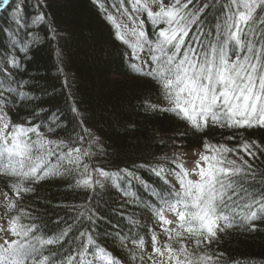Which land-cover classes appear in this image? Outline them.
<instances>
[{
	"label": "trees",
	"instance_id": "trees-1",
	"mask_svg": "<svg viewBox=\"0 0 264 264\" xmlns=\"http://www.w3.org/2000/svg\"><path fill=\"white\" fill-rule=\"evenodd\" d=\"M163 2L168 5L171 0ZM124 3L129 5L130 0ZM206 3L211 7L201 19L215 35L231 0H200L199 6ZM113 4L119 6V0H10L0 9V68L6 70L0 73V94L7 99L10 120L39 126L45 137L91 152L84 159L92 172L90 188L77 186L81 178L72 171L49 176L31 185L34 192L17 197L10 179L0 175V190L14 192L11 219L19 217L17 223L26 226L38 224L45 238L71 229L61 241L62 248L50 247L58 253L53 264L65 254L83 250L78 247L80 232H88L93 241L85 254L102 248L115 264H140L141 252L135 244L149 235L157 202L174 185L152 169L176 168L182 150L205 143L236 149L229 158L239 164L243 156L256 173L244 187L264 190V128L196 130L162 111L169 105L158 85L130 67L140 61L130 59V43L118 38L116 24L108 18ZM157 27L148 21L150 35L156 36ZM250 27L259 39L264 33V11L257 10ZM13 58L18 68L10 63ZM79 137L85 139L78 141ZM246 142L256 156L242 150ZM93 168L119 174L116 183L95 184ZM187 243L193 257L219 256V264H264V216L218 232L211 245L196 248L192 241Z\"/></svg>",
	"mask_w": 264,
	"mask_h": 264
},
{
	"label": "snow or ice",
	"instance_id": "snow-or-ice-1",
	"mask_svg": "<svg viewBox=\"0 0 264 264\" xmlns=\"http://www.w3.org/2000/svg\"><path fill=\"white\" fill-rule=\"evenodd\" d=\"M119 3L120 8H116L115 4L113 8L118 12L123 9L122 14L128 15L133 27L128 29L125 25V30L120 31L121 25L117 23V36L126 44L129 43L127 35L137 37L136 43L130 44V59L140 63H131L130 67L158 85L169 105L162 111L175 114L196 130L209 126L264 128V33L257 39L250 27L257 10L264 11V0H231L224 22L216 24L215 35L213 29H205V21L201 19L211 4L200 7V0H171L167 6L163 0H151V3L160 4L156 12L151 11L148 0L144 3L130 0L132 13L123 8L124 0H119ZM9 4L10 0H0V9ZM142 11L147 13L154 26L164 25L159 28L155 41L145 39L143 20H139V27L136 26L137 19L133 14ZM108 18L115 20L111 15ZM37 19H43V15ZM145 47L148 59H142L140 55ZM10 63L18 68L15 58ZM5 71L0 68V73ZM0 99H4V106H7V99L2 94ZM147 107L155 109L157 106ZM6 115L0 107V175L10 179L9 187L17 197L21 192H34L31 185L49 176L70 174L73 169L79 171L81 167L87 173L88 165L84 159L91 156L90 150L67 146L63 141L56 142L47 137L40 138L39 126H13L10 117L5 119ZM29 133H35L38 139L33 141ZM84 139L79 137L78 141ZM255 144L253 141L252 145ZM252 145L246 142L242 146L249 157L257 155L249 150ZM65 147L67 150L63 151ZM204 148H211L213 154H201L191 172L183 165L171 170L179 188L173 185L168 195L158 200L154 209L161 231L168 237L169 243L162 249L153 232V255L148 256L151 264H167V261H175V264H219V256L205 254L193 257L184 241H192L196 248L208 246L217 239L218 232L264 216V190L253 192L244 187L245 183L252 182L247 178L254 180L256 175L252 165L243 156L239 158V164L230 159L229 153H236L237 150L224 144L210 146L205 143ZM51 158L58 161L64 173L51 166ZM152 170L157 176L165 175L163 167ZM93 171L101 176L108 175L103 169L93 168ZM193 173L197 179L191 178ZM98 183L95 181V184ZM93 184L90 175L77 181V186L83 188L93 187ZM5 196L7 198V193ZM245 200L248 202L244 203ZM15 207V201L8 204L9 210ZM165 212L171 213L174 219H167ZM18 220L19 217H13L9 229L16 238L0 244V264H53L58 253L50 251V247L62 248L61 241L71 229L45 238L39 234L38 224L26 226L18 224ZM251 228L255 230L256 225L251 224ZM78 239L81 240L78 247L83 250L65 254L59 264H87L85 253L93 243L92 237L88 232H80ZM173 242L179 245L178 249L173 247ZM139 244L143 251L142 239ZM166 254L167 261L164 260ZM180 254L185 259H179ZM155 256L160 260L154 259Z\"/></svg>",
	"mask_w": 264,
	"mask_h": 264
},
{
	"label": "rangeland",
	"instance_id": "rangeland-1",
	"mask_svg": "<svg viewBox=\"0 0 264 264\" xmlns=\"http://www.w3.org/2000/svg\"><path fill=\"white\" fill-rule=\"evenodd\" d=\"M144 2H145V0H141V3H144ZM148 3H149L151 11L156 12L159 10V8H160L159 3H151V0H148ZM165 5L167 6V4H165ZM116 8H120V5L116 6ZM123 8L127 9L128 13H132L131 3H129V5L124 3ZM122 13H123V9H121V11L118 12L114 8L113 11H111L110 15L115 18V20H114L115 24L118 23L121 25L120 31L125 30L124 29L125 25L127 26L128 29H131L133 27L132 21L129 20L128 15H125ZM133 15H134V19H137V24H136L137 27H139V20L144 21L143 30L146 33L145 39L150 40V41H155L156 36L150 35V32L147 29L148 21H151L147 17V13L142 11L138 14H133ZM161 27H164V25L163 24L158 25V27L156 28L154 33L157 34L159 31V28H161ZM126 39L129 41L130 44H134L137 41V37L132 36L130 34L126 36ZM146 53H147V47H145V50L140 53L142 59H148V56ZM0 107L3 108V113L7 114L5 116V119L7 120L9 118L8 107L4 106V100L3 99H0ZM10 123L13 126L16 125V124H13L11 120H10ZM29 136L31 137V139L33 141H36L38 139V137L35 133H29ZM43 137H45V136L42 134V136L40 138H43ZM47 139L51 140L49 138H47ZM208 145L217 146L216 144H213V143H208ZM201 154L212 155L213 153L211 151V148L205 149L204 147L182 150V152L179 153V157L177 158V164L183 165V167L185 169H187V170H189V172H191L194 168H196V162L200 159ZM6 162L7 161H5V163ZM50 164H51V166L58 167L59 171L61 173H64V168L60 166V164L58 163V161L55 158H51ZM203 164H204V162L201 161L202 166H203ZM164 169H165V175H164L165 178L167 180L171 181L176 186V188H179V184L176 180V177L173 174H171L172 169H170V168H168V169L164 168ZM177 170H179V169L177 168ZM73 171H77V170L73 169ZM78 172H79L78 178H81V179H85L89 175L90 176L92 175V172L89 170V168H88L87 173L83 172L82 167ZM105 172L108 173L107 176H101L99 174V172L94 173L95 180L99 181L100 183H107V182L108 183H116L119 174L110 173L109 171H105ZM191 178L197 179L198 177L193 173ZM5 193H7V198L5 196ZM13 195H14L13 191H8V190H3V189L0 190V244H3L5 240L11 241L12 239L16 238L15 236H13V234L9 230L10 226H11L10 221L12 219L9 216L10 210L8 208V204L11 201H13L12 200ZM164 215L169 220L174 219V216L169 212H165ZM153 232H155V234L157 236L158 246H160L162 249L166 243H169L168 237L164 233H162L160 224L158 222V218L156 217L154 224L150 227L149 235H147V238H145L143 240V246H142L143 251H141V245L139 244V242L137 244H135V248L137 250H140L141 256H143V259L141 260L140 264H151V261H149L148 256L153 255V253H152V241H151V236H152ZM184 243L186 246L189 245V243H187V240H185ZM173 247L178 249L179 245L173 242ZM85 259H86L87 264H93V262H94V264H110L111 261H114L113 258L110 256V254L108 252L104 251L103 249H98L97 251H95L94 253H91V254H85ZM154 259H156L157 261L160 260V258L158 256H155ZM179 259H181V260L184 259L183 254H180ZM164 260L167 261V254L164 257ZM167 264H175V261H167Z\"/></svg>",
	"mask_w": 264,
	"mask_h": 264
}]
</instances>
